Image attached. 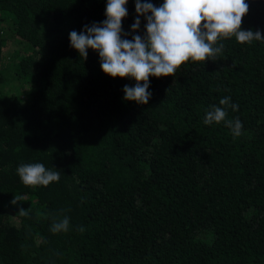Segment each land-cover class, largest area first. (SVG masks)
<instances>
[{
	"label": "trees",
	"instance_id": "obj_1",
	"mask_svg": "<svg viewBox=\"0 0 264 264\" xmlns=\"http://www.w3.org/2000/svg\"><path fill=\"white\" fill-rule=\"evenodd\" d=\"M245 3L241 30L264 37V0ZM106 4L0 0V264H264V39L219 37L215 57L149 76L138 104L123 100L137 81L70 46ZM125 7L121 38L143 36ZM224 97L239 136L204 123ZM37 163L60 179L24 185L17 168Z\"/></svg>",
	"mask_w": 264,
	"mask_h": 264
},
{
	"label": "clouds",
	"instance_id": "obj_2",
	"mask_svg": "<svg viewBox=\"0 0 264 264\" xmlns=\"http://www.w3.org/2000/svg\"><path fill=\"white\" fill-rule=\"evenodd\" d=\"M126 3L127 0H107L106 19L102 23L85 25L80 33L75 30L69 33L70 46L78 51L81 58H87V49L95 50L103 73L109 77H130L137 81L133 87L124 86L125 101L147 104L152 95L148 91L149 76L174 75L189 58L205 61L215 57L223 48V45L213 47L219 37L235 35L242 44L264 39L259 30H241L242 17L249 8L245 0H164L159 7L135 0L137 18L131 29L135 31L140 27L139 17L144 15L145 33L143 36L134 35L131 40L122 39L121 21L127 15ZM229 101L230 97L220 100L219 103L225 106L223 109L211 106L204 123L225 121L233 135L239 136L241 121L238 118L226 120ZM230 106L233 110L238 107L236 104ZM17 173L22 183L30 186H47L61 176L59 171L46 170L40 163L20 165ZM17 201H22V198H14L12 203ZM20 212L27 215L28 210L21 209ZM68 228L69 219L65 217L54 222L51 231H67Z\"/></svg>",
	"mask_w": 264,
	"mask_h": 264
},
{
	"label": "rangeland",
	"instance_id": "obj_3",
	"mask_svg": "<svg viewBox=\"0 0 264 264\" xmlns=\"http://www.w3.org/2000/svg\"><path fill=\"white\" fill-rule=\"evenodd\" d=\"M5 89H8V90H10V89L16 90V93L19 94V92H18V90L16 88V82L15 81H12L9 85H7V87H5Z\"/></svg>",
	"mask_w": 264,
	"mask_h": 264
}]
</instances>
